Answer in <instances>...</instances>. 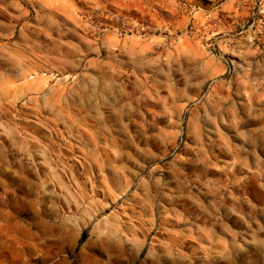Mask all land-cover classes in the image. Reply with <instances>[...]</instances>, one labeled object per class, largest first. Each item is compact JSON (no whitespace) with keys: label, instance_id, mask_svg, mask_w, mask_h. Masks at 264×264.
I'll return each instance as SVG.
<instances>
[{"label":"rangeland","instance_id":"1","mask_svg":"<svg viewBox=\"0 0 264 264\" xmlns=\"http://www.w3.org/2000/svg\"><path fill=\"white\" fill-rule=\"evenodd\" d=\"M0 264H264V0H0Z\"/></svg>","mask_w":264,"mask_h":264},{"label":"trees","instance_id":"2","mask_svg":"<svg viewBox=\"0 0 264 264\" xmlns=\"http://www.w3.org/2000/svg\"><path fill=\"white\" fill-rule=\"evenodd\" d=\"M82 238H85V234L84 233L82 234Z\"/></svg>","mask_w":264,"mask_h":264}]
</instances>
